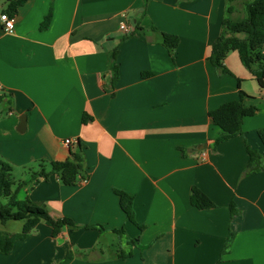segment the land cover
I'll list each match as a JSON object with an SVG mask.
<instances>
[{"label":"crops","instance_id":"1","mask_svg":"<svg viewBox=\"0 0 264 264\" xmlns=\"http://www.w3.org/2000/svg\"><path fill=\"white\" fill-rule=\"evenodd\" d=\"M252 1L27 0L13 33L0 23V160L21 174L19 199L81 227L54 239L42 222L0 264H264V172L244 174L247 146L264 154V91L238 52L225 60L229 73L210 61L226 21L244 22ZM123 23L145 34L129 36ZM162 33L180 39L173 56ZM241 90L259 111L215 148L209 113ZM80 145L84 184L53 175L31 188L41 162H64ZM194 187L216 206L194 207ZM116 191L133 197L136 223Z\"/></svg>","mask_w":264,"mask_h":264},{"label":"trees","instance_id":"2","mask_svg":"<svg viewBox=\"0 0 264 264\" xmlns=\"http://www.w3.org/2000/svg\"><path fill=\"white\" fill-rule=\"evenodd\" d=\"M27 0H6V7L3 9L11 18H15L19 9L25 5ZM231 10V9H229ZM247 18L242 23H235L227 20L223 34L213 43L210 61L221 72L229 73L225 66V60L231 52H238L242 64L250 71L254 80L264 91V0H253L245 5ZM51 14L48 15L41 25L42 29L48 28L51 21ZM244 33L247 38L242 40L237 37ZM136 34L144 35V30L135 27L129 36ZM180 39L176 35L162 33V43L173 56L178 47ZM118 50L110 53V69L112 73V83L116 84L119 78V65L117 64ZM146 73L143 76H150ZM5 95H0V105L5 102ZM246 99H253L244 91H240V99L228 102L218 109L209 113L215 126L220 128V135L214 140L215 148L221 143L230 140L243 131L244 120L255 116L259 108L255 105H246ZM259 137L264 145V129L258 131ZM249 153V163L245 170V175L264 172V154L247 146ZM86 157L83 145L77 151L71 153L70 159L64 162H51L49 164L40 163V170L31 177V188L42 181H48L51 176L56 175L64 185L75 186L81 184L84 176ZM13 167L0 160V222H23V230L18 234H6L0 231V253L9 254L12 252L17 241L25 240L34 234L40 223L44 222L52 228V236L58 238L60 234L70 229L72 231L81 228L70 218L55 220L46 207L42 204L27 199H19L20 186L14 190L16 185L13 178ZM120 197V204L129 220L135 221L134 199L123 191H116ZM191 203L194 207L204 210L214 208L215 203L198 187L192 189ZM234 213L241 214L235 210V205L230 206ZM88 227V226H86ZM124 231H116L123 233ZM233 238V237H232ZM231 241V240H230ZM136 241H131L134 244ZM228 245L229 242H228ZM132 256V254H130ZM73 254L66 257V261L72 260ZM126 257V255H122ZM65 261V262H66Z\"/></svg>","mask_w":264,"mask_h":264},{"label":"built area","instance_id":"3","mask_svg":"<svg viewBox=\"0 0 264 264\" xmlns=\"http://www.w3.org/2000/svg\"><path fill=\"white\" fill-rule=\"evenodd\" d=\"M0 23L3 25L4 30L8 33H13L15 30V18H11L6 12H4L2 9H0ZM121 31H123L126 34H130L134 31V26L128 24V23H123L120 26ZM1 89V86H0ZM263 98H264V93H263ZM73 140L67 139L65 141V146H71L73 144ZM86 181L83 179L81 180V184H84Z\"/></svg>","mask_w":264,"mask_h":264},{"label":"rangeland","instance_id":"4","mask_svg":"<svg viewBox=\"0 0 264 264\" xmlns=\"http://www.w3.org/2000/svg\"><path fill=\"white\" fill-rule=\"evenodd\" d=\"M6 7V0H0V9H4ZM4 105H0V110L4 109ZM13 178L14 180L18 183L20 179H22L20 172L17 170L13 173ZM20 198V197H19ZM22 225L23 222H10L6 227L1 225L0 222V230H12L13 232H22Z\"/></svg>","mask_w":264,"mask_h":264}]
</instances>
